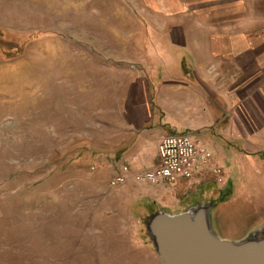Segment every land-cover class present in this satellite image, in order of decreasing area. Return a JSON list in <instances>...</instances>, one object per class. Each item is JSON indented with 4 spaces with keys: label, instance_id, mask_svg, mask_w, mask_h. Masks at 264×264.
I'll return each mask as SVG.
<instances>
[{
    "label": "rangeland",
    "instance_id": "rangeland-1",
    "mask_svg": "<svg viewBox=\"0 0 264 264\" xmlns=\"http://www.w3.org/2000/svg\"><path fill=\"white\" fill-rule=\"evenodd\" d=\"M151 15L139 0H0V264H162L147 218L206 201L222 238L264 224V155L253 167L228 140L220 180L207 167L109 188L132 141L143 166L156 155L124 118L163 37Z\"/></svg>",
    "mask_w": 264,
    "mask_h": 264
},
{
    "label": "crops",
    "instance_id": "crops-1",
    "mask_svg": "<svg viewBox=\"0 0 264 264\" xmlns=\"http://www.w3.org/2000/svg\"><path fill=\"white\" fill-rule=\"evenodd\" d=\"M139 2L163 37L147 42L155 63L132 84L128 124L156 144L168 132L188 131L211 151L209 169L224 153L222 139L257 167L254 157L264 155V0ZM138 142L119 159L135 171L156 162L155 155L143 166Z\"/></svg>",
    "mask_w": 264,
    "mask_h": 264
},
{
    "label": "water",
    "instance_id": "water-1",
    "mask_svg": "<svg viewBox=\"0 0 264 264\" xmlns=\"http://www.w3.org/2000/svg\"><path fill=\"white\" fill-rule=\"evenodd\" d=\"M206 201L178 213L156 211L145 226L162 264H264V224L246 236L231 240L212 228V210Z\"/></svg>",
    "mask_w": 264,
    "mask_h": 264
},
{
    "label": "built area",
    "instance_id": "built-area-1",
    "mask_svg": "<svg viewBox=\"0 0 264 264\" xmlns=\"http://www.w3.org/2000/svg\"><path fill=\"white\" fill-rule=\"evenodd\" d=\"M156 152L155 164L144 170L135 171L128 163H122L119 170L110 177L109 186L119 187L129 179L175 183L195 174L198 176L209 167L212 157L211 152L196 142L188 131H171L162 135L157 141ZM210 170L221 179L219 167L215 165ZM195 171L198 172L194 174Z\"/></svg>",
    "mask_w": 264,
    "mask_h": 264
}]
</instances>
